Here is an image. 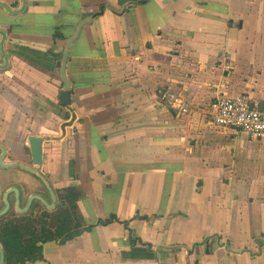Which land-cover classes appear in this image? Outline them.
<instances>
[{"label":"crops","instance_id":"obj_1","mask_svg":"<svg viewBox=\"0 0 264 264\" xmlns=\"http://www.w3.org/2000/svg\"><path fill=\"white\" fill-rule=\"evenodd\" d=\"M0 32L1 167L37 172L0 167V214L81 194V234L26 264H264V140L211 119L212 84L264 104V0H0Z\"/></svg>","mask_w":264,"mask_h":264},{"label":"trees","instance_id":"obj_2","mask_svg":"<svg viewBox=\"0 0 264 264\" xmlns=\"http://www.w3.org/2000/svg\"><path fill=\"white\" fill-rule=\"evenodd\" d=\"M146 1V0H144ZM160 95L167 96L163 88ZM178 96V94H168ZM81 194L74 188L64 191L60 197L61 206L55 212L36 208L28 215H15L0 219V244L5 253V264H26L42 261L41 245L57 242L64 244L71 241L80 231L69 227L72 212L65 210V205L75 208ZM112 221V220H111Z\"/></svg>","mask_w":264,"mask_h":264},{"label":"built area","instance_id":"obj_3","mask_svg":"<svg viewBox=\"0 0 264 264\" xmlns=\"http://www.w3.org/2000/svg\"><path fill=\"white\" fill-rule=\"evenodd\" d=\"M225 74L231 69L226 67ZM211 89L217 96L211 104L212 123L218 128L237 131L245 134L250 141L264 140V104L251 106L247 97H227L228 86L226 82L212 84ZM170 108L188 113L187 99L182 95H170L166 98ZM63 264H82L75 260H66Z\"/></svg>","mask_w":264,"mask_h":264},{"label":"water","instance_id":"obj_4","mask_svg":"<svg viewBox=\"0 0 264 264\" xmlns=\"http://www.w3.org/2000/svg\"><path fill=\"white\" fill-rule=\"evenodd\" d=\"M24 1V0H22ZM23 12H16V15H20ZM82 25L79 26V28L76 31V34L74 35L73 38H71L68 42H67V51L65 53V57L63 59V61L61 62V64H59V68L61 69V75L62 78L66 84L65 87V91L63 92V94L61 95V104L62 106H69L70 104V81L67 78L66 72H67V66H68V62H69V52L71 51L72 48V44L75 41V39L77 38V35L79 33V29L81 28ZM0 34H2L3 36H5L3 33L0 32ZM8 63V60L6 58V65ZM2 69V68H1ZM0 150L3 151V148L0 147ZM28 152L32 157L33 163L35 166L37 167H41L43 165V138L40 137H36L33 136L30 140H29V148H28ZM1 159V158H0ZM0 167H1V160H0ZM6 170H10V169H16V168H20L26 172H28L29 174L33 175V176H37L34 170L21 165V164H10V165H4L3 161H2V167ZM44 179L41 178V181H43ZM45 182V181H44ZM45 186L48 188V190L50 191V193L53 195V191L51 189V187L49 186L48 183L45 182ZM39 201L41 203H43V199L38 197V196H34L32 201ZM45 203V202H44ZM6 206L7 209L9 207V204L6 202ZM7 211L5 210L0 214V219L5 217L7 215ZM0 264H5V253L4 250L2 248V246L0 245Z\"/></svg>","mask_w":264,"mask_h":264},{"label":"rangeland","instance_id":"obj_5","mask_svg":"<svg viewBox=\"0 0 264 264\" xmlns=\"http://www.w3.org/2000/svg\"><path fill=\"white\" fill-rule=\"evenodd\" d=\"M66 107H68V106H66ZM65 210H69V211L73 212L69 206H67ZM72 220H73V218H72Z\"/></svg>","mask_w":264,"mask_h":264}]
</instances>
